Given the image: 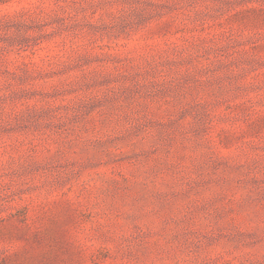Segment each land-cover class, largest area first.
I'll return each instance as SVG.
<instances>
[{
    "label": "rangeland",
    "instance_id": "obj_1",
    "mask_svg": "<svg viewBox=\"0 0 264 264\" xmlns=\"http://www.w3.org/2000/svg\"><path fill=\"white\" fill-rule=\"evenodd\" d=\"M0 264H264V0H0Z\"/></svg>",
    "mask_w": 264,
    "mask_h": 264
}]
</instances>
